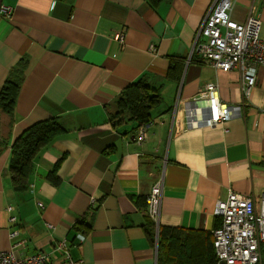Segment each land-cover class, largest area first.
Segmentation results:
<instances>
[{
    "label": "crops",
    "instance_id": "crops-1",
    "mask_svg": "<svg viewBox=\"0 0 264 264\" xmlns=\"http://www.w3.org/2000/svg\"><path fill=\"white\" fill-rule=\"evenodd\" d=\"M213 2L0 0V6L14 9L12 19L0 16V93L10 70L28 61L11 130L0 113V252L11 250L10 233L19 228L26 244L17 257L46 253L49 264H68L57 248L62 241L80 264H159L168 252L183 264H204L187 255L191 249L200 255L212 243L220 223L217 201L233 191L259 206L264 68L258 67L256 86L246 97L239 71L216 69L193 52ZM234 3L232 18L238 22L252 7L258 10L264 38V0ZM123 31L124 47L116 40ZM142 77L161 103L140 145L137 124L113 128L109 120L122 91ZM209 83L240 112L217 127L188 126L184 109ZM53 118L65 132L35 160L29 190L16 194L7 173L12 146L27 128ZM62 157L56 184L48 175ZM160 181L158 226L146 200ZM81 221L91 229L82 243L73 231ZM165 228L174 231L163 233L160 253L153 242Z\"/></svg>",
    "mask_w": 264,
    "mask_h": 264
},
{
    "label": "built area",
    "instance_id": "built-area-1",
    "mask_svg": "<svg viewBox=\"0 0 264 264\" xmlns=\"http://www.w3.org/2000/svg\"><path fill=\"white\" fill-rule=\"evenodd\" d=\"M234 5V0H214L197 32L193 52L197 50L216 69L239 71L243 78L244 93L248 97L256 86L258 67L264 68L263 23L254 7L244 22L234 20ZM13 11L12 6H0V16L6 19H12ZM116 40L124 47L125 31L118 33ZM198 97L188 103L190 108L184 109L188 126L217 127L240 112L239 106L221 101L214 83L207 84ZM178 112L179 106L175 108V115ZM146 139L147 127L142 125L136 131V141L141 145ZM162 195L163 185L160 181L146 200L150 218L158 226ZM39 206L44 208L41 203ZM13 209L12 206L8 208L10 212ZM214 215L220 219V223L213 230V264H264V193L257 207L253 197L232 191L226 200L217 201ZM16 219L12 217L10 221L15 222ZM21 234L19 228L11 231L10 237L15 243L10 251L0 252V264H49L51 255L46 253L17 257L15 252L26 244ZM77 238L82 243L85 235L78 233ZM57 248L65 252L68 264L81 263L72 259L66 241L59 243Z\"/></svg>",
    "mask_w": 264,
    "mask_h": 264
},
{
    "label": "trees",
    "instance_id": "trees-1",
    "mask_svg": "<svg viewBox=\"0 0 264 264\" xmlns=\"http://www.w3.org/2000/svg\"><path fill=\"white\" fill-rule=\"evenodd\" d=\"M153 6L167 0H148ZM28 68V61L22 59L14 66L2 87L0 93V113L1 117L7 118L8 128L11 130L16 122V102L21 89V84L24 80L25 72ZM174 65L171 70H174ZM161 103V96L157 90L151 88L145 77L131 83L120 94L116 108L117 112L110 117L109 123L113 128L120 127L125 123L137 124V129L142 125L147 126L151 121L152 111ZM136 129V131H137ZM65 132L59 119L53 118L46 121L38 122L27 128L21 136L14 142L12 146V154L7 173L16 194L26 193L31 185L34 162L41 152L50 145L54 139ZM64 157L54 166V169L49 173L48 178L58 184L56 173ZM90 226L84 221L76 224L73 227L75 233L87 234L90 231ZM174 231V229H161L158 240V250L161 253L163 249L164 232ZM154 234L156 230L153 229ZM153 242V244H155ZM207 250V252H206ZM202 254L194 252L192 249L188 252V258L201 257L204 264H213L215 262V251L213 241L206 247ZM206 254V255H205ZM205 257V258H204ZM183 258V257H182ZM163 260V262L161 261ZM159 264H183L181 258L173 259L170 253L167 257H161Z\"/></svg>",
    "mask_w": 264,
    "mask_h": 264
}]
</instances>
